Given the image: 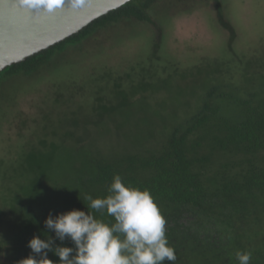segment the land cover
Instances as JSON below:
<instances>
[{
  "label": "trees",
  "instance_id": "1",
  "mask_svg": "<svg viewBox=\"0 0 264 264\" xmlns=\"http://www.w3.org/2000/svg\"><path fill=\"white\" fill-rule=\"evenodd\" d=\"M170 1L131 0L68 39L6 67L0 72V97L15 78L31 79L51 69L53 74L66 61L72 63L67 67L75 70L84 56L76 51L99 32L117 25L124 30L136 20L157 26V18L164 14V9L170 10L173 3L194 0H173L168 4ZM210 1L216 7L219 23L230 31L232 41L236 31L227 19L222 1ZM116 38L125 40L122 31ZM161 41L160 35L151 42V68L129 63L126 68L115 70L116 75L109 70L95 78V95L91 96V89L88 93L94 97L93 119L82 117L81 105L77 109L68 107L63 116L47 114L37 142H26L23 146L27 147L21 148L18 158H0V191H5L0 197V254L7 253L4 264H19L32 254L28 242L34 235L42 239L54 236L44 227L50 212L55 215L72 209L89 210L97 219L114 222L106 210L88 209L87 197H106L116 174L125 183L149 189L156 198L167 220L166 235L176 251L174 264H239L237 251L251 252L250 264H264V72L256 70V66L242 68V72L248 73L245 77L241 72L242 84H223L212 76L220 72L219 64H215L203 71L208 76L204 90L196 89L186 96L190 81L199 82L201 74L196 78L191 69L177 72V68L159 73L152 63L159 58L156 54ZM257 66L264 68V62ZM259 75L263 80L256 82L253 76ZM59 81L55 79L53 84L61 85ZM90 81L92 78L87 83ZM160 81H165L166 86L161 88ZM70 90L65 102L75 95L74 87ZM103 91L106 96L100 94ZM182 96L188 98V107L189 101L196 98L195 108L187 110L188 114L171 109L168 104ZM63 101V91L57 89L53 102ZM152 102L157 108H152L151 114L161 117V141L154 142L155 133L149 131L140 135L137 142H125L118 150H113V145H95L101 140L99 137L107 136L99 132L98 137L95 128L108 130L107 126L113 124L122 127L123 117L130 118L139 110L151 108ZM7 108L2 107L3 111ZM146 122L154 124L155 120L147 117ZM65 142L69 153L76 151L82 176L67 187L72 195L69 199L52 200L46 180L52 179L60 168ZM17 176L26 178L18 182L15 190ZM63 243L74 247L70 240ZM48 255L53 261L59 260L51 252ZM165 264L172 262L166 260Z\"/></svg>",
  "mask_w": 264,
  "mask_h": 264
},
{
  "label": "rangeland",
  "instance_id": "2",
  "mask_svg": "<svg viewBox=\"0 0 264 264\" xmlns=\"http://www.w3.org/2000/svg\"><path fill=\"white\" fill-rule=\"evenodd\" d=\"M221 1L223 9L228 15L227 19L236 31L232 41H230V31L219 23L216 7L212 1L194 0L192 3H173L170 10L163 8L162 13L164 14L157 18V26L136 20L133 26H128L124 30H120L122 27L118 25L111 26L108 30L99 32L96 36L98 38L93 37L84 41L79 47L82 49L76 51L77 55H79V51L81 55H84L83 63L78 64V68L75 70L68 68L67 66L72 63L66 61L57 68L58 72L54 71L53 74V69H51L31 79H13L6 87L3 97H0V158H4L5 155L18 158L22 154L21 148L27 147L23 146L26 142H37L47 123L45 120L47 114L63 116V111L68 107L77 109L81 105L82 117L93 119L91 106L94 97L91 96L95 95L93 93L97 86L93 85L95 78L109 70L114 71V75H116L121 66L126 68L129 63L134 66L137 64L151 68L152 59L149 58L152 53L151 42L160 35L162 38L161 48L156 54L159 58L152 63L154 67L158 68L159 73L165 74L164 72L177 68V72L191 69L196 78L201 74L199 82L190 81V91L187 95L186 93L183 95H191L192 91L196 89L203 91L208 82L207 73H203V71L215 64H219L220 72L212 73V76L214 80L217 76L219 82L223 84L230 83L237 86L242 84V80H244L241 77L242 68L256 66V70L264 72V68L257 66L264 62V0ZM172 2L173 0L168 4H172ZM165 11L168 12L165 14ZM120 31L125 37L124 41L116 38ZM230 43L231 48L229 47ZM242 75L246 77L248 73L244 71ZM88 77V80L92 78L89 83H87ZM58 78L61 85H54L55 79ZM165 78L167 77L163 76V79ZM253 78L256 82L263 80L261 75L253 76ZM84 81L86 83L83 84ZM169 82L172 84V80ZM173 83L176 85L175 82ZM88 84H91V88ZM68 86L74 87L75 95L69 98L70 101L65 102L71 95ZM159 86L161 88L166 86V82L160 81ZM57 89L63 91L64 101L60 104L53 102ZM89 89L92 91L91 96L88 95L91 93ZM176 89L178 88L176 87ZM100 94L106 96L105 91ZM172 94L177 93L172 92ZM186 96L176 97L174 103L169 101L171 109H181V113L184 114H188L187 110L192 111L197 102L196 98L189 101L190 106L188 107ZM151 105V108L146 107L139 110L130 118L121 116L124 121L122 127L118 125L115 127L113 124L112 126L106 125L108 130L100 127L95 131V128L93 131L94 134L97 132L98 137L99 132L107 133L106 137H99L101 140L95 145L102 148L113 145V150H118L125 142H137L140 135L149 131L155 133L154 142L161 141L164 137L159 134L162 129L161 117L154 118L151 110L157 108V104L152 102ZM3 106L8 108L3 111ZM165 109L163 115H165ZM4 113H6L5 116ZM147 117H150V120L153 118L155 123L148 124ZM74 148L77 146L75 145ZM63 151L60 168L52 179L46 180L47 192L50 193L52 200L69 199L72 195H69L67 187L73 186L82 176L80 173L81 161L76 157V151L69 153L66 142ZM2 176L0 173V181ZM16 178L15 190L18 189V182L26 177L17 176ZM4 192V190L0 191V197ZM6 254L4 252L0 254V264H4L6 261Z\"/></svg>",
  "mask_w": 264,
  "mask_h": 264
},
{
  "label": "clouds",
  "instance_id": "3",
  "mask_svg": "<svg viewBox=\"0 0 264 264\" xmlns=\"http://www.w3.org/2000/svg\"><path fill=\"white\" fill-rule=\"evenodd\" d=\"M37 16L52 13L65 0H18ZM80 7L84 0H70ZM109 194L104 198L88 196V209L106 210L114 222L97 219L92 211L72 209L59 214L49 213L44 227L52 235L42 239L34 235L28 242L31 253L19 264H165L176 260L170 244L167 220L156 198L147 188L125 183L120 174L113 177ZM70 240L74 247L64 246ZM60 241V244H57ZM59 258L53 261L49 253ZM252 253L237 251L239 264H250Z\"/></svg>",
  "mask_w": 264,
  "mask_h": 264
},
{
  "label": "water",
  "instance_id": "4",
  "mask_svg": "<svg viewBox=\"0 0 264 264\" xmlns=\"http://www.w3.org/2000/svg\"><path fill=\"white\" fill-rule=\"evenodd\" d=\"M129 1L84 0L74 8L65 0L54 12L37 16L18 0H0V72L68 39Z\"/></svg>",
  "mask_w": 264,
  "mask_h": 264
}]
</instances>
